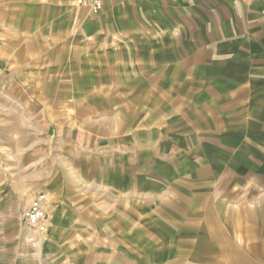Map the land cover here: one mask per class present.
Masks as SVG:
<instances>
[{
	"label": "crops",
	"instance_id": "0c3cea01",
	"mask_svg": "<svg viewBox=\"0 0 264 264\" xmlns=\"http://www.w3.org/2000/svg\"><path fill=\"white\" fill-rule=\"evenodd\" d=\"M177 1L172 6L177 16L193 15L195 3ZM104 2L102 10L93 12L76 0H0V69L10 72L11 78L2 80L14 92L7 99L41 106L47 135L44 149L34 141L35 131H27L19 120L9 126L8 113L1 112L0 264H264V157L258 148L264 145V113L260 123L244 120L243 127L227 126V135L259 134L254 155L260 161L254 167L245 158L253 156L252 150L240 152L243 143L251 144L250 138L242 144L231 141L210 155H189L176 152L173 141L168 146L162 132L138 128L135 116L128 117L131 129L123 130L118 121V132L108 136L104 115L79 120L77 104L60 101L135 95L150 88L145 80L149 66L143 64L148 51L138 48L133 56L129 49L147 45L130 44L134 26L140 25L131 20L140 17L127 7L136 1ZM197 6L210 15L205 3ZM209 19L207 23L203 18L209 42L204 40L203 48L195 45V29L182 30L185 26L179 23L174 32L180 31L188 47L189 40L194 42V55L204 54L205 64H219V52L231 50L227 69L226 62L220 65L224 75L203 82L209 109L198 114L199 120L225 129L217 106L222 99L241 104L227 114L220 108L229 117L251 107L257 116L264 111L259 106L264 105V29L259 38L251 36L260 40L250 41L248 50L240 49L242 45L218 48L219 36L213 32L217 23ZM168 29H175L174 24ZM199 29L198 36L204 34ZM159 46L155 54L164 56L169 49ZM184 52L181 47L171 54L180 60ZM160 61L165 67V60ZM234 71L242 75L237 80L228 75ZM246 74L248 79L243 78ZM105 80L110 82L104 86ZM236 87L244 91L239 94ZM64 104L67 111L77 110L63 114L65 124L59 123L63 112L57 110ZM148 133L158 137L156 143L140 141L139 135ZM142 155L153 166L164 158L168 170L153 167L148 181L142 179ZM191 187L198 188L196 194ZM39 193L46 195V232L30 229L23 217ZM145 221L158 237L154 249L140 241ZM154 226L162 230L153 231ZM134 238L138 250H131ZM168 239L174 240L169 244Z\"/></svg>",
	"mask_w": 264,
	"mask_h": 264
},
{
	"label": "rangeland",
	"instance_id": "374dc122",
	"mask_svg": "<svg viewBox=\"0 0 264 264\" xmlns=\"http://www.w3.org/2000/svg\"><path fill=\"white\" fill-rule=\"evenodd\" d=\"M135 1L136 2L133 3L130 2L127 8L130 12L133 11V8H135L134 11H136V14H138L140 19L139 21L133 19L131 20V23L135 25L136 22H139L140 25L138 28L137 26H134L136 30H133V34L130 38V44L132 41H136L137 45L138 43H144L147 45H141V48L139 46L137 47L131 45L129 46V49H131L133 56H135L139 50H142L143 52L148 51V61L143 60V64L144 67H146V65L149 66L147 69L150 76L145 78V80L149 82L148 85L150 88H147V91L143 93L135 95L133 93H125L118 96H90L88 98H75L72 100L60 101L64 103L77 104V107L80 109V113H82L79 120H84L85 118L91 120L94 117L104 115V121L102 122H104L105 125L103 126V129L105 135L108 134V136H113L118 132V121L122 124L123 130L131 129V124L128 123V117L130 115L135 116L137 118L136 126L138 128H153L155 131L162 132L163 135H165V142L168 146H171V141H173L177 145L173 146L176 152L184 151L189 155H210L211 150L214 151L216 148L220 149L222 146L228 145L231 141L234 144H242L243 141L245 142L250 138L252 140L251 144L249 145V143H243L242 149L240 148V152L243 150L246 152L248 150H252V153L249 155L253 156H245V158L248 159L252 166H257L260 161V156L254 155L256 154V151L254 150V140L258 138L259 134H251L250 137L245 134L227 135L229 131L227 126H241L244 120V122L251 120L250 122L258 121L260 123L259 117L262 113H264V111L260 112L257 116L255 115L254 110L252 111L251 107L250 110H247L246 112L242 111V114L236 115V118L229 117L228 115L226 116L222 113L220 108H222V110L227 114V112L235 106H241V104H239L240 102L237 104L230 102V100L228 102V99L226 98L222 99V104L217 106L221 113V117L223 118V125L227 128L223 129L221 126L218 127L209 119H204L203 121V119L199 120L198 118L199 113L203 115L204 110L209 109V105L204 102L205 100H208V97L205 95V90L201 89L207 83L203 82L211 83L213 82V79L217 78V76L219 77L224 75L221 71L220 65L222 61H224V63L226 62L225 69H227L228 58L232 56L230 52L231 50L225 49L219 52V64H214L211 60L209 64H205L206 60L203 57L204 54L197 56V53L194 55V51L195 45L201 48L205 46L204 40L206 44H209L208 34L204 32V28L206 30L207 26H203V18L207 23L210 21L209 18H211L212 22L217 23V29L213 32L215 36H219L218 44L220 45L218 48H232L233 46L238 45L240 48V45H242L243 47L240 49L248 50L250 46L249 42L260 40L256 38H259L261 35L262 32L260 30L264 29V0H189L190 2L192 1L191 3L196 4L193 15L191 14L192 16L189 17L186 15L177 16L176 13L173 12L172 6L175 7L178 3L177 0ZM199 3H205L207 7L209 6L210 10L207 9V11L210 15H208L205 10L202 11V9L197 6ZM213 8L215 10L211 11ZM179 23H183L185 26L182 30L187 31L188 29L193 31L192 28L196 30L195 45L192 40H189L188 45L190 47H188L185 45L186 40L179 36L180 31L174 32V30H177ZM170 24H174L175 29L170 31L168 29ZM211 26L213 28V24ZM199 28H201L204 33L200 36L197 34L200 31ZM253 34L254 37H256L255 39H251ZM182 39H184V41L180 42ZM158 45H160L159 47L162 46L163 48L166 47V49H169L165 52L164 56L155 54L156 49L154 50V47H158ZM181 47L185 50V52L184 54H181L180 60H177L178 58L176 56L173 58L171 52L173 49ZM138 48L139 50H137ZM256 51L258 52V49H256ZM154 59H157L160 62L159 64H162L160 59L165 60V67L155 64L154 61H152ZM262 60L263 58L257 59L256 65H259ZM180 72L184 74V79L181 75H179ZM228 75L232 80H237L242 76L235 71L233 74L232 72L228 73ZM4 77L8 81V79L11 78V74L9 71L0 69V118L1 112H7L10 122L9 126L13 127V124L16 126L18 120L20 123L23 122L27 131L32 130L36 132L34 141L42 144L43 148L46 149L47 135L44 132L46 120H44L43 111L40 109L42 107L36 105V102L33 101L12 102L10 99H7V96L9 94H13L14 92L11 90L10 86L6 85L5 81L2 80ZM243 78L248 79L249 76L246 74ZM121 80L124 83L130 82V79L126 78H122ZM108 82L110 81H103V85L105 86V83ZM197 82L200 83V93L199 95L196 94L194 97V93H196V89H198L196 86ZM234 89H237L239 94L244 91V88L236 87ZM246 98V96H243L242 100L245 101ZM258 100L260 99H255V102ZM138 101L141 102L138 104ZM65 106L66 105L64 104V106L57 109L58 112H63L62 115L64 113H75V111H77H67V109L64 108ZM259 106L264 105L259 104ZM35 115L39 116L32 119ZM22 117L24 119H22ZM58 121L59 123L61 122L65 124V115L61 116ZM246 124H243L242 127ZM262 129H264L263 125L261 126L260 131H262ZM26 137L28 140V135H26ZM139 138L141 142L145 144L151 143L152 145V143L157 142L158 137L154 134L151 135L148 133L139 135ZM200 143H203V145H200ZM193 147H195V150L192 149ZM258 148L264 157V145L259 143ZM155 152L156 156H161L159 151ZM236 156L240 155L237 154ZM150 160L151 159H148L144 155L141 156V163L146 162L144 167H141L143 172L142 179L147 181L150 176L149 173L154 169L153 167L164 171L168 170L167 165L164 163L166 162L164 158L163 161L157 160L154 166L149 163ZM234 163L235 161H232V164ZM190 190L191 193L196 194L198 188L191 187ZM144 197L146 196L143 195V198ZM191 221L192 224H194V219ZM150 224V222L148 223L145 221V234L143 239H140V241L143 240V244L146 249H154L156 239L158 238L153 235L151 230L148 229L150 228ZM152 230L158 231L162 229L154 226V229ZM253 239H256V237H253ZM173 240L174 239H168V243L170 244ZM130 244L131 250H138L135 238L132 241L130 240Z\"/></svg>",
	"mask_w": 264,
	"mask_h": 264
},
{
	"label": "built area",
	"instance_id": "2783aa9c",
	"mask_svg": "<svg viewBox=\"0 0 264 264\" xmlns=\"http://www.w3.org/2000/svg\"><path fill=\"white\" fill-rule=\"evenodd\" d=\"M76 3L79 6L89 7L93 12H99L105 2L104 0H76ZM46 203V195L42 193L37 194L32 199V204L23 215L30 229L46 232L49 218L45 209Z\"/></svg>",
	"mask_w": 264,
	"mask_h": 264
}]
</instances>
